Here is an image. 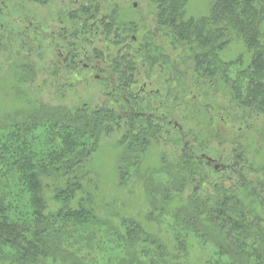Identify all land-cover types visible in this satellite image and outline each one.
<instances>
[{
  "label": "trees",
  "instance_id": "obj_1",
  "mask_svg": "<svg viewBox=\"0 0 264 264\" xmlns=\"http://www.w3.org/2000/svg\"><path fill=\"white\" fill-rule=\"evenodd\" d=\"M153 1L158 10L157 25L165 27L174 45L182 47L193 60L195 73L206 77L213 87L220 81L239 106L264 114V0H212L208 12L197 18L184 13L188 0ZM96 10L97 5L95 14ZM89 11L81 6L70 14V22L84 17L93 20ZM131 24L123 28L116 13L100 17V29L112 33L113 41L110 44L99 37L102 41L98 43L103 42L107 49L94 47L89 54H79L81 49L76 46L78 42L87 44L78 37L81 29L73 34L64 30L63 39L72 43L67 46L65 59L61 55L67 67L91 65L109 91L110 103L91 111L86 105L73 112L51 107L0 130V264H59L58 258L64 264H98L92 254L110 251L100 239L107 226L104 221L112 222L116 216L115 209L110 217L99 218L95 205L100 191L91 161L102 137L123 130L121 161L135 165L154 139H159L160 126L168 134L171 128L181 130L171 118L159 121L135 110L133 90L122 84L126 71L120 69L130 65L114 54V44L122 50L124 37L134 30L135 23ZM29 28L25 25L22 31ZM129 37L141 50L149 49L147 41L138 43L134 36ZM235 42L241 46L240 53L234 60L223 62V51ZM88 44L91 46L92 40ZM81 55L87 61L78 62ZM235 63L248 76L244 94L241 83L232 82L225 73ZM103 64L105 68L100 70ZM247 98L259 99L249 105ZM187 147L185 143L183 152L169 164L162 163L167 168L166 181L157 186L156 193L149 191L152 199L158 194L148 213V220L156 225L167 214L165 204L173 205L169 220L172 240L166 242L148 232L142 221L123 219L125 233L113 224L112 234L105 236L107 243L124 244L120 254L127 260L120 264H193L188 260L193 244L201 249L198 264H264V164L255 166L251 160H241L242 151H235L231 184L213 183L209 192L200 195L199 187L191 185L198 172L194 165L203 160L210 165L213 160L196 158L187 153ZM241 164L243 168L238 167ZM242 169L255 172L259 178L248 180L240 173ZM224 170L220 167L215 173ZM117 174L121 186L128 170L117 166ZM237 176L242 181H237ZM171 188L176 194L186 188L191 192L176 201L169 194Z\"/></svg>",
  "mask_w": 264,
  "mask_h": 264
},
{
  "label": "rangeland",
  "instance_id": "obj_2",
  "mask_svg": "<svg viewBox=\"0 0 264 264\" xmlns=\"http://www.w3.org/2000/svg\"><path fill=\"white\" fill-rule=\"evenodd\" d=\"M153 2L0 0V130L28 114L36 111L38 114L51 107L73 112L86 105L87 110L91 111L110 103L111 97L107 95L109 91L100 83L99 73L90 69L91 65L84 68L67 67L63 58L68 54L67 46L72 43L63 39V35L65 29L68 34L81 29L77 32L79 34L82 31L78 37L86 39L87 44H76L81 49L79 54H89L94 47L105 51L107 48L103 46V42H98L103 39L110 43L113 41V34L106 29L102 32L99 20L102 16L110 17L112 13H116L118 23L123 28L135 23L134 30L124 37L122 50L120 45L114 44V54L121 56L123 62L130 65L129 68L122 67L123 70H120L123 73L126 71L122 84L130 92L133 90L131 102L135 110L152 115L159 121L171 118L173 124L177 122L181 126V130L177 132L171 128L169 134L160 126L159 139H154L146 154L135 165H125L121 161L123 130L116 129L102 137L91 161L100 191L95 205L99 210V218L110 217L111 211L115 209L116 216H112L113 223L104 221L107 226L100 232V239L105 244L104 248L110 251L104 254L95 251L92 254V259L97 258L98 264H120L127 260L120 254L124 244L119 241L107 243L105 237L112 234L110 228L113 224L117 225L121 233H125V229L121 228L123 219L142 221L148 232L157 234L163 241L172 240L169 220L173 205L164 203L167 214L162 215L156 225L148 220V213L158 194L152 195V199L149 191L156 193L157 186L165 183L167 168L162 163L166 161L169 164L176 159L183 152L185 143L188 145V154L213 160L210 165L205 160L194 165L198 172L191 185L199 187L200 195L209 192L213 183L231 184L234 178L232 161L235 151H242L241 160H251L255 166L264 164V114L239 106L227 94V89L224 90V84L219 81L214 87L210 86L206 77L195 73L193 60L182 47L174 45L165 27L157 25L158 10ZM211 2L212 0H188L183 11L186 15L197 18L208 12ZM96 5L97 14L94 13ZM81 6L90 9L89 14L93 20H85L84 17L80 20L77 18L74 23L70 22V14H74ZM84 21L87 26L82 30ZM24 24L30 28L23 32ZM130 35L138 43L147 41L149 49L141 50L139 44L131 42ZM90 40L93 43L91 46L88 44ZM239 48L241 46L237 42L229 44L222 53L223 62L234 60L240 53ZM84 58L83 56L78 62L87 61ZM243 61L244 64L247 63L245 58ZM104 68L105 64L100 70ZM225 71L229 80L241 83L244 94L248 76L243 73L241 66L235 63ZM151 91L154 93L150 94ZM250 98L246 100L249 105L259 99ZM242 164L238 167L243 168ZM117 166L128 170V176L121 182V186ZM220 167L225 170L215 173ZM240 173L251 181L259 178L255 172L248 173L246 169H242ZM237 181L242 180L237 176ZM174 190L175 188H171L169 194L171 198L176 197V201L184 200L191 192L190 188L184 189L180 194H176ZM200 252L201 249L193 244L188 260L198 264ZM49 262L47 261L48 264ZM58 263L64 264V261L58 258Z\"/></svg>",
  "mask_w": 264,
  "mask_h": 264
}]
</instances>
